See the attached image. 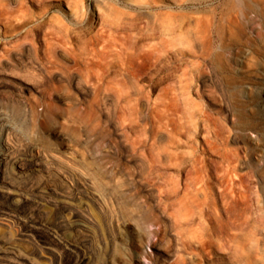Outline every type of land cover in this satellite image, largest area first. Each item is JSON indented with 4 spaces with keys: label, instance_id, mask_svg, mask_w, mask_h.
<instances>
[{
    "label": "rangeland",
    "instance_id": "rangeland-1",
    "mask_svg": "<svg viewBox=\"0 0 264 264\" xmlns=\"http://www.w3.org/2000/svg\"><path fill=\"white\" fill-rule=\"evenodd\" d=\"M241 10L0 0V264H264V30ZM234 152L258 230L222 248Z\"/></svg>",
    "mask_w": 264,
    "mask_h": 264
},
{
    "label": "bare ground",
    "instance_id": "bare-ground-1",
    "mask_svg": "<svg viewBox=\"0 0 264 264\" xmlns=\"http://www.w3.org/2000/svg\"><path fill=\"white\" fill-rule=\"evenodd\" d=\"M237 2L238 4H242L241 12L244 18H247L248 13L252 11L256 14L257 17L262 19L261 28L264 30V0H237ZM72 17H74L75 19H79V20H83L84 18L82 16H79V13L77 12V10L76 12L72 14ZM263 35H264V32H260L259 36L262 37ZM229 36H230V39L233 40V42H237V37L234 35L232 31H230ZM59 71H61V73H64L62 68H60ZM244 124H246V122H244ZM247 124L248 126H251L254 129L257 128L258 126L255 120H251ZM171 132L172 131H169V133ZM215 136L216 137L220 136V133L216 131ZM209 143H210L209 139L205 138L204 145L207 146ZM224 159L228 163L227 170L230 174L233 175V177L230 182V187H229L230 192L223 191L220 193V197L223 202V208L221 211L222 215L220 216V218L216 216V221H215L216 223L214 224V227H213V230L217 233L219 237V243L222 246V248H225L227 246L229 239L236 238L237 236L238 237L241 236L240 233H239L240 236L236 234L237 230L242 231L243 226L247 222L250 223L249 224L250 233H251L250 235H253L252 233L258 230V225L251 223L250 218H249L251 217V212H252L251 211L252 210V204H251L252 199L249 197L251 195L246 196L247 193H245L244 191H240L239 193L236 192V187L244 184L243 176L239 174V170L241 171V168H244L245 161L237 152L233 153V157L225 156ZM190 167H191L190 172H192V169L197 168L195 157L193 158ZM191 179L192 181L193 179L194 180L196 179L197 183L202 185L199 189L200 191L204 190L203 188L205 187V184H204V179L202 177L200 176L198 178L191 177ZM188 184L189 183H186L185 186H187ZM205 196L207 200L209 197L207 194ZM209 208H212V207H209ZM261 224L264 228V211H263V221L261 222ZM203 237L204 236L202 233L201 235L195 236V242L197 246L205 247L207 244H210L209 243L210 241L203 240ZM250 242L252 243L251 247H253V244L256 242L254 236H252V238L250 239ZM164 256H169V254H166V255L164 254ZM188 260L193 263V255H189L188 257L184 258V261L187 262ZM257 263H259V260L253 259L252 257H249V258L239 257L237 259V264H257Z\"/></svg>",
    "mask_w": 264,
    "mask_h": 264
}]
</instances>
